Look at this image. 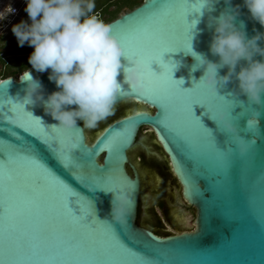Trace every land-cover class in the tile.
I'll use <instances>...</instances> for the list:
<instances>
[{
    "label": "snow or ice",
    "instance_id": "1",
    "mask_svg": "<svg viewBox=\"0 0 264 264\" xmlns=\"http://www.w3.org/2000/svg\"><path fill=\"white\" fill-rule=\"evenodd\" d=\"M144 8L147 11L143 16L121 21L116 35L126 57L136 55L145 61L143 95L153 97L160 106L155 123L184 161L183 170L195 181L204 179L206 183L224 186L235 177L241 183L254 168L257 153L264 161V140L258 143L252 139L257 134L264 136V131L253 121L252 112L242 111L238 98L228 91L212 90L202 79L184 88L183 80L173 79V70L166 69L165 52L191 50L189 34L193 22L188 23L180 0H150ZM178 25L186 29L180 44L171 35ZM153 61L161 65L160 72L151 67ZM176 99L182 101L188 130L178 128L170 119L171 104ZM194 105L203 106L200 115L195 114ZM17 107L25 109V104H12L10 112ZM221 111L236 126L235 131L225 126ZM202 117H207L211 126ZM242 118H247L243 127ZM0 125L4 126L0 127V139L5 142L0 147V230L6 257L22 258L29 264H128V260L131 264H170V257L183 248L185 259L181 264H203L194 258L201 251L196 246L154 245L135 231L130 217L115 219L109 214L104 219L97 218L93 202L76 191L77 186L112 193L128 189L127 178L120 175V160L115 159L129 141L127 128H118L103 141L109 155L107 165L100 167L89 160V150L82 141L73 139L69 150L66 138L60 135L61 127L54 124L30 120L9 125L0 117ZM7 127L14 130L9 132ZM65 130L73 134L77 131ZM237 133L245 137L242 146ZM66 176L71 177V182ZM260 179L264 185V168ZM69 197H75L79 215L69 206ZM247 208L256 210L255 196L248 197ZM234 210L233 219H238L239 210ZM258 221L264 228V204L260 206ZM122 256L128 260H121ZM259 264H264V258Z\"/></svg>",
    "mask_w": 264,
    "mask_h": 264
},
{
    "label": "water",
    "instance_id": "2",
    "mask_svg": "<svg viewBox=\"0 0 264 264\" xmlns=\"http://www.w3.org/2000/svg\"><path fill=\"white\" fill-rule=\"evenodd\" d=\"M149 2L150 0H143L139 5L120 13L106 23L112 26V31L116 34L120 29L119 23L125 18L143 16L147 11V8L144 7ZM231 2L233 5H241L240 15L236 19L237 22L241 19L245 21L246 32L249 36L254 34V27L256 30L264 31V26L249 17L248 9L243 6L242 0H231ZM180 3L183 10L187 13L186 19L188 23L192 24L193 22L190 29L191 33L189 34L191 36V50L186 51L181 48L175 52H165L163 59L166 69L169 71L173 70V79H182L183 84L181 86L190 88L194 81L200 80L204 71L203 65L193 70V65L197 63L194 59L196 54L204 55L212 61H218L219 59L218 55H213L209 50L214 29V24L209 23V17L219 16L225 7V3L224 0H215L211 6L205 5L204 7L201 6V0H180ZM171 35L177 44H180L185 38L186 29L178 25ZM151 67L156 72L161 71V65L155 61H153ZM29 71H31V75L34 78H38L41 81L45 98L49 93L57 90L55 82L48 79L50 69L44 72H37L29 67L17 77H3L0 79V90H2L0 91V117L4 118L9 125L12 123L21 124L30 120L41 121L45 125L57 124L58 121L44 111L42 102L25 104V109L17 107L15 111L10 112L9 109L12 104L23 103L22 98L25 95L26 82L22 80ZM226 72L227 66L219 69L220 75ZM118 79L123 80L122 73L118 76ZM123 87L127 88L128 85L124 83ZM218 91L221 93L228 91L233 97L238 98L237 103L242 106V111H251L253 121L259 123V127L264 131V113H261L258 120L255 116L257 111L260 112V109L264 108V105L253 109L252 105L254 104L239 94L238 89L235 87V81L221 85L218 87ZM143 92H127L124 96L117 98L114 107L132 100L141 105H147V108L138 106L112 119L97 132L93 140L89 139L87 127H84L82 125L83 122L79 119L77 120L78 126L73 127L77 129L75 134L61 128L60 135L66 138L65 146L71 150L73 139L82 141L84 148L89 150V160L93 165L96 163L100 167H104L108 163L109 152L107 145L103 141L118 128H127L129 141L119 156L115 157V159L120 160V175L128 180V189L121 192L126 197L123 219L127 220L130 217L135 231L142 234L145 239L150 240L154 245L166 247L168 245L184 246L191 244L196 246L201 251L194 258L202 261L203 264H259V261L264 258V228L261 227L258 221L260 206L264 204V185H261L260 179L264 161L260 159L259 153L256 154L254 168L249 175L244 177L241 183L235 177L230 184L224 186H217L210 182L209 185L204 179L195 181L192 176L183 170L184 161L175 150L164 130L155 123L154 118L160 112L159 104L156 103L153 97H145ZM69 107H75V105ZM151 108H153V111ZM181 109L182 101L179 99L173 100L170 109V119L178 128L188 130L187 120ZM193 110L196 115H200L203 111V106L194 105ZM27 111L32 114L29 115ZM202 119L211 126L212 122L207 117H202ZM246 123L247 118H242L241 126H246ZM143 126H149L152 129L156 143L161 146L167 157L169 168L181 186L180 195L182 199L188 205L194 207L196 211L192 229H183L176 233L159 235L153 229L141 225L137 221L140 199L143 196L144 177L136 162L132 160L130 152L140 143L139 131ZM233 126L236 129V126ZM0 127L4 126L0 125ZM6 130L11 132L14 129L7 127ZM32 130L38 131L36 128ZM245 135L250 137L251 133ZM239 136L243 138L240 142L242 146L245 137ZM252 139L259 143L264 140V136L257 134ZM4 143V140L0 139V147ZM0 158H3L2 154H0ZM84 171H89V169ZM65 179L71 182V177L66 176ZM216 179L220 180L221 178ZM76 191L93 202L97 218L104 219L111 214L110 201L114 192H106L103 189L89 190L82 186H77ZM249 196H255V211H249L247 208ZM127 200L128 203H126ZM69 201V206L79 215L80 206L74 203L75 197H69ZM232 208L239 210L240 216L238 219H233L235 210ZM99 239L105 238L99 237ZM109 243L111 242L109 241ZM120 259L128 260L127 257L123 256ZM183 259H185V253L184 249L181 248L177 254L170 257V264H181ZM0 264H29L28 261L22 258L6 257L2 230H0ZM128 264H131L130 260H128Z\"/></svg>",
    "mask_w": 264,
    "mask_h": 264
},
{
    "label": "clouds",
    "instance_id": "3",
    "mask_svg": "<svg viewBox=\"0 0 264 264\" xmlns=\"http://www.w3.org/2000/svg\"><path fill=\"white\" fill-rule=\"evenodd\" d=\"M214 2L201 0V6ZM242 2L249 17L264 26V0ZM224 3L219 16L209 17V23L214 24L209 50L219 59L212 61L196 54L193 70L204 66L200 79L212 90L235 81L239 94L256 106L264 105V43H260L264 42V31L254 27V34L249 36L245 21L236 19L241 5H233L231 0ZM94 7V0H26L24 10L30 23L21 19L11 28L19 45L27 42L33 46L28 57L31 68L37 72L50 69L48 79L57 86L45 98L41 81L29 71L22 80L26 82L22 102H42L44 111L58 121L54 125L64 129L78 126V119L84 127L93 128L112 113L118 97L145 90L144 59L125 56L112 26L93 12ZM15 11L10 2L5 4L0 9V21ZM225 66L227 72L220 75L219 69ZM121 73L122 81L118 79ZM255 116L258 120L260 112ZM220 117L226 127L235 131L223 111ZM236 139L241 142L243 138L237 133ZM125 199L122 193H113V218L123 219Z\"/></svg>",
    "mask_w": 264,
    "mask_h": 264
},
{
    "label": "rangeland",
    "instance_id": "4",
    "mask_svg": "<svg viewBox=\"0 0 264 264\" xmlns=\"http://www.w3.org/2000/svg\"><path fill=\"white\" fill-rule=\"evenodd\" d=\"M18 1L13 0L10 3L13 5ZM117 1L94 0V3L95 7H97L98 5L114 4ZM25 6L26 4L22 7L20 17L12 21L10 25H5V35L0 40V51H5L4 57L0 55V64L5 67L6 73L13 72V76L15 77L26 66L31 67L27 60V53L33 50V46L27 42L22 46L19 45L16 36L11 30L12 25L20 22L21 19L30 23L28 14L24 10ZM114 8H116V5L111 6L110 10ZM127 10H130V8L127 5H122L120 13ZM93 12L101 17L108 16V11L104 9H101L99 13L93 9ZM3 41H5L4 44ZM138 106L147 108V105H141L132 100L114 107L112 113L105 119L99 121L95 127L87 128L89 139L93 140L97 132L109 121ZM151 110L153 111V108ZM139 136L140 143L131 150L130 154L132 160L141 169L144 177L143 196L141 198V210L139 214L140 221L147 227L153 226L167 230L169 232L168 234L176 233L183 229H192L194 227L193 219L196 211L182 199L180 195L181 186L175 175L171 172L167 157L162 151L161 146L156 143L152 129L149 126H143L139 131Z\"/></svg>",
    "mask_w": 264,
    "mask_h": 264
},
{
    "label": "trees",
    "instance_id": "5",
    "mask_svg": "<svg viewBox=\"0 0 264 264\" xmlns=\"http://www.w3.org/2000/svg\"><path fill=\"white\" fill-rule=\"evenodd\" d=\"M143 0H118L117 3H114V4H108V5H98L97 7L94 8V11H96L97 13L100 12L101 9H104L105 11H108V16H104V17H101L100 15H98V17L102 20H104L105 22H108L112 19H114L115 17H117L121 11V8H122V5H127L130 9H132L133 7L139 5L140 3H142ZM113 5H116V8L110 10V7L113 6ZM33 50H30L28 51L27 53V56L29 57L30 53L32 52ZM28 60V59H27ZM25 64V63H24ZM28 66H26L27 68ZM24 68V69H26ZM11 73L8 72L6 73V76H11L10 75ZM161 205H163L162 203H160ZM139 222L142 223L139 219ZM153 227V226H151ZM154 231L159 234V235H166L168 234L169 232L167 230H163L162 228H155L153 227Z\"/></svg>",
    "mask_w": 264,
    "mask_h": 264
},
{
    "label": "built area",
    "instance_id": "6",
    "mask_svg": "<svg viewBox=\"0 0 264 264\" xmlns=\"http://www.w3.org/2000/svg\"><path fill=\"white\" fill-rule=\"evenodd\" d=\"M26 4V0H19L18 2L14 3L12 6L16 9L14 13H10L7 18L0 22V35L5 30V25H10L12 23L11 19L16 20L18 17H20V13L22 11V7ZM1 79V76H0Z\"/></svg>",
    "mask_w": 264,
    "mask_h": 264
},
{
    "label": "flooded vegetation",
    "instance_id": "7",
    "mask_svg": "<svg viewBox=\"0 0 264 264\" xmlns=\"http://www.w3.org/2000/svg\"><path fill=\"white\" fill-rule=\"evenodd\" d=\"M9 32H10V30H9ZM8 33V32H7ZM5 35V33L4 34H2L1 36H0V40H1V37H3ZM27 45V44H26ZM0 55L2 56V57H4V55H5V51H0ZM27 68H29V67H27ZM26 68V69H27ZM25 70V69H24ZM11 76H13V72L10 74ZM0 76H1V78H3V77H5L6 76V72H5V67H3V65H1L0 64ZM142 128V127H141ZM140 128V129H141ZM146 152V151H145ZM141 157V156H140ZM141 170V169H140ZM142 172V171H141ZM143 174V173H142ZM194 208V207H193ZM140 210H141V199H140V205H139V210H138V212H139V214H140ZM137 221H138V223L139 224H141V225H143L142 223H140L139 222V215H138V219H137ZM146 226V225H145ZM149 228H151V229H153V227H149ZM154 230V229H153Z\"/></svg>",
    "mask_w": 264,
    "mask_h": 264
},
{
    "label": "bare ground",
    "instance_id": "8",
    "mask_svg": "<svg viewBox=\"0 0 264 264\" xmlns=\"http://www.w3.org/2000/svg\"><path fill=\"white\" fill-rule=\"evenodd\" d=\"M13 0H0V9H2L4 7L5 4L12 2ZM12 21H14V19H11Z\"/></svg>",
    "mask_w": 264,
    "mask_h": 264
}]
</instances>
